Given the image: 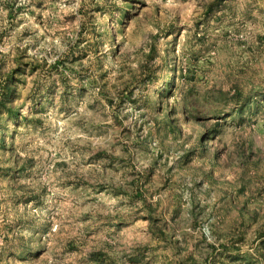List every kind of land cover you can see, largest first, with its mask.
<instances>
[{
  "label": "rangeland",
  "instance_id": "obj_1",
  "mask_svg": "<svg viewBox=\"0 0 264 264\" xmlns=\"http://www.w3.org/2000/svg\"><path fill=\"white\" fill-rule=\"evenodd\" d=\"M0 264H264V0H0Z\"/></svg>",
  "mask_w": 264,
  "mask_h": 264
},
{
  "label": "trees",
  "instance_id": "obj_2",
  "mask_svg": "<svg viewBox=\"0 0 264 264\" xmlns=\"http://www.w3.org/2000/svg\"><path fill=\"white\" fill-rule=\"evenodd\" d=\"M170 87H172V86H171V85H169V86H168V88H166V89H168L167 91H169V88H170Z\"/></svg>",
  "mask_w": 264,
  "mask_h": 264
}]
</instances>
